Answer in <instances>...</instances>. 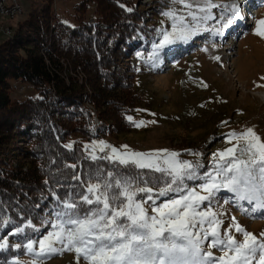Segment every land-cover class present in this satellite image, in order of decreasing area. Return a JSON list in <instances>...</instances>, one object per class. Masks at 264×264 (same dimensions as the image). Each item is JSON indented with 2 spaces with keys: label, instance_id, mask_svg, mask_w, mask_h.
I'll return each instance as SVG.
<instances>
[{
  "label": "trees",
  "instance_id": "obj_1",
  "mask_svg": "<svg viewBox=\"0 0 264 264\" xmlns=\"http://www.w3.org/2000/svg\"><path fill=\"white\" fill-rule=\"evenodd\" d=\"M25 1L27 17L13 37L0 42V241L9 242L0 250V264L24 253L27 241L49 223V210L64 211V200L79 203L88 181L108 179L109 171L118 177L141 172L93 161L84 147L99 136L130 133L134 122L127 117L145 102L135 84L139 70L131 60V38L138 31L149 32L138 0H81L75 25L54 12L53 0ZM92 3L95 16L88 19ZM82 72L87 81L79 77ZM89 85L92 93L86 90ZM27 87L36 88L39 96L14 97ZM95 113L99 123L94 133ZM70 139L72 148H67ZM16 228L23 231L16 233Z\"/></svg>",
  "mask_w": 264,
  "mask_h": 264
},
{
  "label": "snow or ice",
  "instance_id": "obj_2",
  "mask_svg": "<svg viewBox=\"0 0 264 264\" xmlns=\"http://www.w3.org/2000/svg\"><path fill=\"white\" fill-rule=\"evenodd\" d=\"M172 2L183 8L164 12L172 24L170 29L162 28L158 42L152 44L148 55L154 65L165 50L207 31L199 27L202 21H223L222 29L212 32L213 36H222L223 29L244 18L239 0L224 5L219 18L211 9L221 6L212 0ZM256 23L262 26L255 30L256 34L264 37V19ZM127 119L133 121L132 116ZM144 123L135 122V126ZM226 139L236 143L213 153L211 170L199 175L198 169L202 167L199 160L182 159L180 153L167 148L138 152L122 145L120 148L126 151L121 152L103 140L92 141L91 148L84 146L91 160H108L141 172L118 177L109 171L105 174L108 179L98 177L88 181L86 191L78 197L79 203L71 199L62 201L64 211L56 214L52 230L38 240L29 239L25 245L27 251L36 258L74 251L77 264L82 260L86 264H264V232L257 237L236 221L235 216L224 227L221 214L211 207L222 191H228L236 200L252 205V211H264V139L251 127L242 132L231 131ZM65 147L72 148V144ZM97 150L104 155H97ZM144 170L159 175L148 176ZM73 179L78 180L79 176ZM188 180L202 182L189 187L185 183ZM169 193L179 194L156 203ZM81 204L94 207L83 209ZM15 231L19 233L23 229ZM236 234L243 239H238ZM8 246L7 239L0 241V250ZM215 248L223 255L216 257L211 250ZM31 264H37V259Z\"/></svg>",
  "mask_w": 264,
  "mask_h": 264
},
{
  "label": "rangeland",
  "instance_id": "obj_3",
  "mask_svg": "<svg viewBox=\"0 0 264 264\" xmlns=\"http://www.w3.org/2000/svg\"><path fill=\"white\" fill-rule=\"evenodd\" d=\"M80 1L53 0L54 12L63 21L75 25L76 5ZM212 2L221 6L211 9L212 14L219 18L223 6L229 4L230 0ZM22 3L24 13L6 21L13 28V33L19 21L26 18L29 12V4L25 0ZM137 5L142 12V23L149 32L144 34L138 31L131 38V44L135 46L131 60L139 70L135 84L144 95L145 102L129 115L134 122L130 133L99 136L85 141V145L91 148L92 141L103 140L121 152L126 151L120 148L122 145H127L128 150L138 152L167 148L180 153L182 159L199 160L202 164L198 169L199 175L211 170L213 153L236 143L235 140L229 142L226 139L229 132H242L251 127L264 139V37L255 32L258 27H262L256 22L264 19V6L253 18L250 16L249 21L252 22L242 32L232 35L231 38H223L226 29H223L222 36L212 35L213 31L222 29L223 21H202L199 27L207 31L199 32L187 43L180 42L165 50L154 65L149 61L148 55L152 52V44L158 42L159 31L162 28L170 29L172 24V20L164 12L169 8L182 9L183 5L173 3L172 0H138ZM94 16L95 4L92 3L86 17L89 19ZM9 37L7 35V39ZM3 40L5 37L0 36V42ZM217 56L220 57L219 60L214 59ZM79 77L87 81V75L83 72ZM86 90L92 93L90 85L86 86ZM13 95L25 99L37 97L39 92L34 87H27L23 92L16 90ZM86 107L93 109L89 102ZM139 121L145 123L136 127L135 122ZM92 129L94 133L97 131L95 119ZM71 141L72 139L67 141L66 145ZM186 149L191 152L185 151ZM195 153L200 155L196 156ZM200 182L202 181H185L189 187ZM211 207L221 214L224 227L232 223L231 217L235 216L236 221L257 237L264 232V211H252V205L247 201L236 200L234 194L228 191H222L212 201ZM58 212L60 211L57 209L48 211L49 223L46 222L43 228L37 229L33 240H38L52 230L51 223ZM232 231L235 232L234 228ZM236 235L238 239H243L242 235ZM211 250L216 257L223 255L219 248ZM34 258L37 259V264H77L74 251L36 258L26 247L23 254L7 264H17V261L20 264H31ZM81 264L86 262L82 260Z\"/></svg>",
  "mask_w": 264,
  "mask_h": 264
},
{
  "label": "bare ground",
  "instance_id": "obj_4",
  "mask_svg": "<svg viewBox=\"0 0 264 264\" xmlns=\"http://www.w3.org/2000/svg\"><path fill=\"white\" fill-rule=\"evenodd\" d=\"M20 1L21 0H7V6H9V16H10V19H15L18 15L23 14V13H20L19 12V8L20 9H23L22 8V4H21ZM242 1L245 2V3L242 4ZM254 2H255V4H254ZM239 3L243 7H245L248 4L250 5L249 10H247V8H244V12H245V10H247L250 13H253L252 16H251L252 18L256 14H258L259 13V9L264 6V2H262V0H258V1L257 0H240ZM250 8L252 10H250ZM0 16H1V7H0ZM249 22H252V21H249L247 19L246 25L250 24ZM244 25H245V23H244V20L243 19L242 20H238L236 23H234L232 26H230L228 28V30L226 31V33L227 34H231V35L238 34V33H240V32L243 31V28L246 27ZM13 34H14L13 33V28H11L10 30L7 31L8 37L9 36H12ZM96 118L98 119V117L97 116L95 117V124H98L99 123V119H98V123H96ZM97 155H100V154H97Z\"/></svg>",
  "mask_w": 264,
  "mask_h": 264
},
{
  "label": "built area",
  "instance_id": "obj_5",
  "mask_svg": "<svg viewBox=\"0 0 264 264\" xmlns=\"http://www.w3.org/2000/svg\"><path fill=\"white\" fill-rule=\"evenodd\" d=\"M0 7H1L0 36H3L5 37V39H7V31L11 29V25H9L6 22L7 20H11L9 16V6H7V0H0ZM19 12L24 13V9L19 8ZM106 151L108 150L106 149ZM97 154H104V153L98 152Z\"/></svg>",
  "mask_w": 264,
  "mask_h": 264
}]
</instances>
